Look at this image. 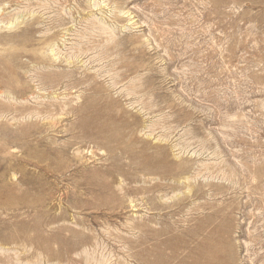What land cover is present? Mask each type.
I'll return each mask as SVG.
<instances>
[{"label": "rangeland", "instance_id": "obj_1", "mask_svg": "<svg viewBox=\"0 0 264 264\" xmlns=\"http://www.w3.org/2000/svg\"><path fill=\"white\" fill-rule=\"evenodd\" d=\"M0 264H264V0H0Z\"/></svg>", "mask_w": 264, "mask_h": 264}]
</instances>
